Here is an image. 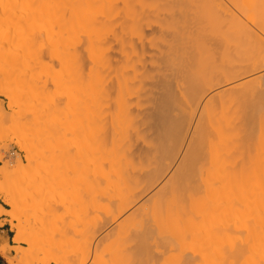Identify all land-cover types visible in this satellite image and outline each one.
Returning a JSON list of instances; mask_svg holds the SVG:
<instances>
[{"label":"bare ground","instance_id":"6f19581e","mask_svg":"<svg viewBox=\"0 0 264 264\" xmlns=\"http://www.w3.org/2000/svg\"><path fill=\"white\" fill-rule=\"evenodd\" d=\"M96 3L80 14L75 29L80 49L70 55L82 59V94L89 98L94 93L98 106L96 167L114 182L118 196L119 191L128 192L123 212L139 218H223L233 233L228 236L233 249L229 264H262L264 135L257 136L254 125L263 118L264 103L258 99L251 107L248 115L254 123L245 134L229 127L240 113L231 122L226 103L222 112L231 123L225 129L212 132L194 123L205 102L227 93L241 100L251 92H264V54L255 47L264 41V0ZM194 98L197 105L191 108L188 102ZM50 120L47 114L43 124L48 126ZM0 140L6 139L0 135ZM6 146L0 145V163ZM25 150L30 160L33 155ZM52 160L43 155L38 169L51 171ZM13 172L9 165L0 168V182ZM5 201L15 212L0 205V215H10L18 246L15 256L9 255V247L0 253L10 264H28L27 255L36 250L34 240L47 237L30 219L23 221L17 197L6 195ZM28 227L33 233L21 236ZM23 243L29 249H23ZM139 245L143 252L154 246ZM54 262L61 263L58 258Z\"/></svg>","mask_w":264,"mask_h":264},{"label":"rangeland","instance_id":"374dc122","mask_svg":"<svg viewBox=\"0 0 264 264\" xmlns=\"http://www.w3.org/2000/svg\"><path fill=\"white\" fill-rule=\"evenodd\" d=\"M96 1L0 0V135L6 139L0 145L7 144L0 168L9 165L16 169L0 182V205L15 212L5 197H17L25 212L23 221L30 219L38 233L47 237L34 240L36 250L25 260L28 264H57L56 258L60 264H136L140 260L155 261L150 264H229L233 249L228 236L233 233L223 218L133 217L123 212L128 192L119 191L125 198L119 197L114 182L96 167L98 106L94 93L89 98L82 94V59L70 55L80 46L75 30L80 14L87 7L95 8ZM258 42L255 47L257 51L261 47L264 54V41ZM262 94L251 92L237 100L227 93L208 101L210 105L205 102L195 127L212 132L225 129L239 115L229 127L245 134L252 128L251 107L258 99L264 103ZM192 100L188 104L194 108L197 104ZM225 103L230 107L231 122L222 112ZM47 114L51 120L45 126ZM262 115L254 125L257 136L264 135V112ZM27 148L33 155L30 160ZM43 155L52 157L51 171L38 169ZM32 231L28 227L21 236L29 237ZM143 242L154 246L143 252L139 245ZM20 246L29 249L28 244Z\"/></svg>","mask_w":264,"mask_h":264},{"label":"crops","instance_id":"0c3cea01","mask_svg":"<svg viewBox=\"0 0 264 264\" xmlns=\"http://www.w3.org/2000/svg\"><path fill=\"white\" fill-rule=\"evenodd\" d=\"M4 208L7 209L6 207ZM15 237H16V233L13 229V225L10 222V218H8L5 214H2L0 216V248L17 247L18 245L14 242ZM9 255L14 256V252L10 251ZM0 264H10L7 258L1 253H0Z\"/></svg>","mask_w":264,"mask_h":264}]
</instances>
